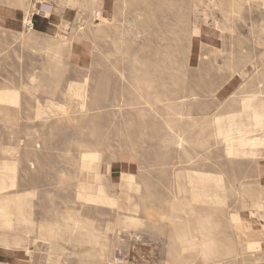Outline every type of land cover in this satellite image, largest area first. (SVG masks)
<instances>
[{
    "label": "rangeland",
    "instance_id": "obj_1",
    "mask_svg": "<svg viewBox=\"0 0 264 264\" xmlns=\"http://www.w3.org/2000/svg\"><path fill=\"white\" fill-rule=\"evenodd\" d=\"M0 264H264V0H0Z\"/></svg>",
    "mask_w": 264,
    "mask_h": 264
},
{
    "label": "bare ground",
    "instance_id": "obj_2",
    "mask_svg": "<svg viewBox=\"0 0 264 264\" xmlns=\"http://www.w3.org/2000/svg\"><path fill=\"white\" fill-rule=\"evenodd\" d=\"M77 89H78V86H77ZM258 140H259V139H258V138H256L254 141H255V142H257Z\"/></svg>",
    "mask_w": 264,
    "mask_h": 264
},
{
    "label": "built area",
    "instance_id": "obj_3",
    "mask_svg": "<svg viewBox=\"0 0 264 264\" xmlns=\"http://www.w3.org/2000/svg\"><path fill=\"white\" fill-rule=\"evenodd\" d=\"M30 27L33 28V24L32 23H31Z\"/></svg>",
    "mask_w": 264,
    "mask_h": 264
},
{
    "label": "crops",
    "instance_id": "obj_4",
    "mask_svg": "<svg viewBox=\"0 0 264 264\" xmlns=\"http://www.w3.org/2000/svg\"><path fill=\"white\" fill-rule=\"evenodd\" d=\"M45 10H46V8H45Z\"/></svg>",
    "mask_w": 264,
    "mask_h": 264
}]
</instances>
